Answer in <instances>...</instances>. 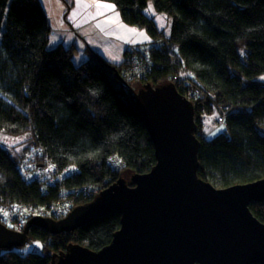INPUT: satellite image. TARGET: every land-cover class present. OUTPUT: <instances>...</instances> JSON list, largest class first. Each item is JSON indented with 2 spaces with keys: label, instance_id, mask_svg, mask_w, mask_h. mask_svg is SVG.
<instances>
[{
  "label": "trees",
  "instance_id": "16d2710c",
  "mask_svg": "<svg viewBox=\"0 0 264 264\" xmlns=\"http://www.w3.org/2000/svg\"><path fill=\"white\" fill-rule=\"evenodd\" d=\"M106 1L125 22L146 27L154 37L125 50L120 64L98 52L76 64L74 45L47 47L50 25L40 0H0V131H31L26 150H42V162L56 168L52 180L30 177L21 166L24 152L16 157L0 146L3 201L46 205L66 196L74 207L121 176L151 170L155 148L130 100L137 76L141 85L172 81L192 99L200 177L219 187L263 178L264 81L255 77L264 72V0H152L156 10L172 16L169 35L145 14L149 0ZM133 58L147 65L124 78L127 84L112 66L121 72ZM214 105L227 129L206 138L201 113ZM250 207L264 222V201ZM120 226L119 213L59 233L33 225L29 240L41 239L43 248L4 249L0 264H51L52 254L72 242L99 250Z\"/></svg>",
  "mask_w": 264,
  "mask_h": 264
},
{
  "label": "water",
  "instance_id": "95a60500",
  "mask_svg": "<svg viewBox=\"0 0 264 264\" xmlns=\"http://www.w3.org/2000/svg\"><path fill=\"white\" fill-rule=\"evenodd\" d=\"M130 100L155 148L152 169L119 177L62 218L35 215L22 230L0 221V248L25 245L33 225L59 233L119 213L109 244L72 242L51 264H264V222L250 207L264 201V177L219 187L199 176L195 105L174 82L130 85Z\"/></svg>",
  "mask_w": 264,
  "mask_h": 264
},
{
  "label": "rangeland",
  "instance_id": "374dc122",
  "mask_svg": "<svg viewBox=\"0 0 264 264\" xmlns=\"http://www.w3.org/2000/svg\"><path fill=\"white\" fill-rule=\"evenodd\" d=\"M46 12L50 25L48 48L59 44L66 47L75 46L72 58L76 64L87 60L94 52H98L114 63H121L125 48L145 41L150 42L154 37L146 27L129 24L124 21L118 7L106 0H40ZM102 1V2H96ZM145 14L152 18L158 29L169 35L172 30V16L156 10L152 0L144 9ZM150 40V41H149ZM137 78V79H136ZM255 79L264 81V72ZM135 88L141 86L137 77L132 80ZM221 111L214 105L210 112H202L203 121L201 133L206 138H212L226 131V124L219 121ZM199 132L197 133V135ZM32 133L7 134L0 132V146L7 148L13 156H20L26 150ZM59 219V218H57ZM42 240L30 239L25 245L17 247L22 253L40 251ZM4 251L0 248V254Z\"/></svg>",
  "mask_w": 264,
  "mask_h": 264
},
{
  "label": "built area",
  "instance_id": "2783aa9c",
  "mask_svg": "<svg viewBox=\"0 0 264 264\" xmlns=\"http://www.w3.org/2000/svg\"><path fill=\"white\" fill-rule=\"evenodd\" d=\"M146 48L145 45L139 47ZM125 50L132 51V48L127 47ZM126 65L121 70L123 78H130L133 74H141L147 65L146 61L141 58H133L125 60ZM42 150H25L21 160V166L24 173L30 177L39 180L46 179L49 175L52 176L56 171L52 163L42 162ZM49 179V178H48ZM90 189L83 187L82 189ZM73 208L72 202L68 197L58 199L46 205H34L30 203L6 202L0 197V221L9 227L22 230L26 221L35 215L52 216L54 218H62Z\"/></svg>",
  "mask_w": 264,
  "mask_h": 264
},
{
  "label": "crops",
  "instance_id": "0c3cea01",
  "mask_svg": "<svg viewBox=\"0 0 264 264\" xmlns=\"http://www.w3.org/2000/svg\"><path fill=\"white\" fill-rule=\"evenodd\" d=\"M96 2H102V1H96ZM150 41V40H149ZM146 42V41H145ZM148 42V41H147ZM1 132V131H0Z\"/></svg>",
  "mask_w": 264,
  "mask_h": 264
}]
</instances>
